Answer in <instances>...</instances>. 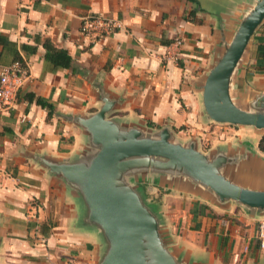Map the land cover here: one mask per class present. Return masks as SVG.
Listing matches in <instances>:
<instances>
[{
	"label": "crops",
	"instance_id": "crops-1",
	"mask_svg": "<svg viewBox=\"0 0 264 264\" xmlns=\"http://www.w3.org/2000/svg\"><path fill=\"white\" fill-rule=\"evenodd\" d=\"M256 1L0 0V68L19 60L28 73L13 105L0 111V264H100L106 255L84 179L56 169L87 168L100 145L85 122L100 111L118 137L165 131L168 141L216 162L230 182L264 191L263 130L237 125L247 137L206 149L198 137L217 123L202 108L204 78ZM86 15L120 27L89 43L79 32ZM260 24L228 93L239 108L264 112ZM46 43L67 53V66L48 60ZM149 159L143 169L120 170L117 187L136 190L153 214L156 243L170 263L264 264L256 238L264 208L220 198L178 166Z\"/></svg>",
	"mask_w": 264,
	"mask_h": 264
},
{
	"label": "water",
	"instance_id": "water-1",
	"mask_svg": "<svg viewBox=\"0 0 264 264\" xmlns=\"http://www.w3.org/2000/svg\"><path fill=\"white\" fill-rule=\"evenodd\" d=\"M263 19L264 0H257L205 76L201 103L209 120L252 126L264 131V112L256 108L254 111L239 108L228 93L230 75L250 36ZM85 124L100 145L90 164L87 168L57 166L56 169L64 176L85 181L83 196L89 217L99 225L109 242L100 264H172L156 243V221L136 190L117 187L119 171L128 170L133 164V169H143L148 164L146 158H150L151 164L163 159L164 165L178 166L220 198L264 208V191L230 182L218 172L216 162L205 160L191 146L168 141L165 131L156 138L137 137L133 131L118 137L110 123L104 120L102 111L86 120Z\"/></svg>",
	"mask_w": 264,
	"mask_h": 264
},
{
	"label": "built area",
	"instance_id": "built-area-1",
	"mask_svg": "<svg viewBox=\"0 0 264 264\" xmlns=\"http://www.w3.org/2000/svg\"><path fill=\"white\" fill-rule=\"evenodd\" d=\"M119 27V21L114 18L86 15L81 18L79 32L89 43H93L113 33ZM175 43L179 41L176 40ZM27 75L26 67L18 60L0 68V111L13 105L16 91ZM256 238L259 246L264 248V217L257 223Z\"/></svg>",
	"mask_w": 264,
	"mask_h": 264
},
{
	"label": "rangeland",
	"instance_id": "rangeland-1",
	"mask_svg": "<svg viewBox=\"0 0 264 264\" xmlns=\"http://www.w3.org/2000/svg\"><path fill=\"white\" fill-rule=\"evenodd\" d=\"M242 130L243 129L241 127H237V125L234 127L233 125H228L227 123H208L206 125V129H204V131L202 132L203 134L207 133V135L204 137H201V135L198 136L201 139L200 147L206 149L211 146L212 142L218 139L234 140L238 138V136H241L242 138L247 137L246 133L242 132ZM252 138H255V136H253ZM160 170V168H157L154 172H159ZM155 194L153 193V195L151 196H154Z\"/></svg>",
	"mask_w": 264,
	"mask_h": 264
},
{
	"label": "trees",
	"instance_id": "trees-1",
	"mask_svg": "<svg viewBox=\"0 0 264 264\" xmlns=\"http://www.w3.org/2000/svg\"><path fill=\"white\" fill-rule=\"evenodd\" d=\"M188 1H193V0H188ZM192 13H193V11L189 12L190 15ZM260 28L262 30V33H264V20L261 22ZM263 44H264V42H263ZM45 55L48 58V60H50L54 65L67 66L69 63V57L64 50L53 48L47 43L45 44ZM263 57H264V51H263ZM260 64H261V61H260ZM263 67H264V65H263ZM38 102L40 105H45L40 100H38ZM257 145H258L259 150L264 151V133L260 135Z\"/></svg>",
	"mask_w": 264,
	"mask_h": 264
}]
</instances>
